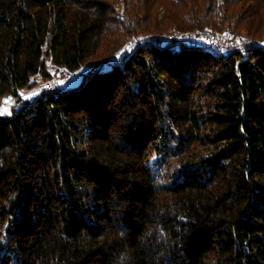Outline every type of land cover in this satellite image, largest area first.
Returning <instances> with one entry per match:
<instances>
[{"label": "trees", "instance_id": "obj_1", "mask_svg": "<svg viewBox=\"0 0 264 264\" xmlns=\"http://www.w3.org/2000/svg\"><path fill=\"white\" fill-rule=\"evenodd\" d=\"M227 30L264 43V0H0V264H264V50L118 63Z\"/></svg>", "mask_w": 264, "mask_h": 264}, {"label": "built area", "instance_id": "obj_2", "mask_svg": "<svg viewBox=\"0 0 264 264\" xmlns=\"http://www.w3.org/2000/svg\"><path fill=\"white\" fill-rule=\"evenodd\" d=\"M236 35L232 31H225L222 34H216L211 31L175 33L169 35H151L148 40L153 43L166 44L169 42L177 43H201L218 53L229 54L240 50L242 45L246 43L264 50V43L258 40L242 39L236 40ZM146 36L132 40L124 50V54L118 59V63L123 62L125 58L134 50L138 45L146 42ZM77 86L76 75L73 71L65 67H54L52 69L48 84L43 86V91H68Z\"/></svg>", "mask_w": 264, "mask_h": 264}, {"label": "rangeland", "instance_id": "obj_3", "mask_svg": "<svg viewBox=\"0 0 264 264\" xmlns=\"http://www.w3.org/2000/svg\"><path fill=\"white\" fill-rule=\"evenodd\" d=\"M172 34H175V33H172ZM166 35H169V34H166ZM220 35V34H219ZM146 36V40H148V39H150V38H148V36H151V35H149V34H147V35H145ZM155 36V35H154ZM162 36H165V35H162ZM141 37H144V36H140L139 38H141ZM148 38V39H147ZM242 39H251V38H249V37H236V40L239 42V41H241ZM144 43V42H143ZM142 43V44H143ZM246 44H248V43H246ZM245 44V45H246ZM133 51V50H132ZM52 67V66H51ZM51 72H52V70H51ZM75 73V75H76V82L78 81V75H77V72H74ZM48 84V81L47 82H43V80L42 79H40V78H37V85H35L34 86V88L32 89V90H29V91H25V90H22V91H20L19 92V94H20V97L21 98H23L24 100H33L34 99V97L37 95V94H39V93H41L42 91H43V86H46ZM13 106V102H6L5 104H3L1 107H0V113H3V114H10V112H11V107ZM5 109L7 110V111H5Z\"/></svg>", "mask_w": 264, "mask_h": 264}, {"label": "snow or ice", "instance_id": "obj_4", "mask_svg": "<svg viewBox=\"0 0 264 264\" xmlns=\"http://www.w3.org/2000/svg\"><path fill=\"white\" fill-rule=\"evenodd\" d=\"M5 111H7V110L5 109ZM0 114H3V113H0Z\"/></svg>", "mask_w": 264, "mask_h": 264}]
</instances>
